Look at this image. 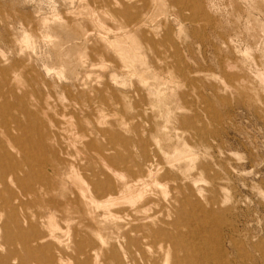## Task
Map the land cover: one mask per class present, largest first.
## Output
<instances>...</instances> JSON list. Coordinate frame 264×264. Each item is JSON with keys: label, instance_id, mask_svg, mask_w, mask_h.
I'll return each mask as SVG.
<instances>
[{"label": "rangeland", "instance_id": "374dc122", "mask_svg": "<svg viewBox=\"0 0 264 264\" xmlns=\"http://www.w3.org/2000/svg\"><path fill=\"white\" fill-rule=\"evenodd\" d=\"M0 170L13 264H264V0H0Z\"/></svg>", "mask_w": 264, "mask_h": 264}, {"label": "bare ground", "instance_id": "6f19581e", "mask_svg": "<svg viewBox=\"0 0 264 264\" xmlns=\"http://www.w3.org/2000/svg\"><path fill=\"white\" fill-rule=\"evenodd\" d=\"M2 172L3 171L0 170V186L1 188H6L8 190L7 181H5ZM83 193L89 199H94V196L92 194H89L88 191L83 190ZM9 196L11 197L10 192H8V197ZM9 198L4 197L2 191L0 190V249L2 250V252H0V264H13V260H20L21 256L17 252L12 250L13 245H20L25 249L29 247V245H31L33 241H36L37 238L44 237V235H40L36 238L35 236H30V234H28V231L26 229L31 232H35L36 227L33 220L30 219L26 214H18L16 211H14L17 206H15L9 200ZM19 204L20 207H22V203ZM25 226L26 228H24ZM11 230H15L17 234H14L13 231L11 232ZM50 236L56 239L57 243L61 242V240L59 241V239L54 234L50 233ZM124 237H128V234L126 232L124 233ZM36 246L39 245L36 244ZM188 247L191 260L187 264H201L203 262H211L210 264H214L213 258H215V256L212 254L211 246L206 245L199 240H196L190 242ZM145 261V264H156L153 258L146 257Z\"/></svg>", "mask_w": 264, "mask_h": 264}]
</instances>
